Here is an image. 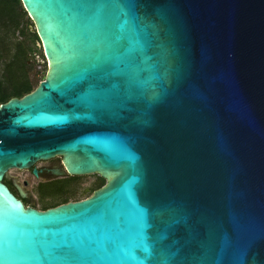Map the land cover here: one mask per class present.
Instances as JSON below:
<instances>
[{
  "label": "water",
  "instance_id": "95a60500",
  "mask_svg": "<svg viewBox=\"0 0 264 264\" xmlns=\"http://www.w3.org/2000/svg\"><path fill=\"white\" fill-rule=\"evenodd\" d=\"M21 3L48 70L0 104V264H264V0ZM55 155L106 184L25 208L4 172Z\"/></svg>",
  "mask_w": 264,
  "mask_h": 264
},
{
  "label": "flooded vegetation",
  "instance_id": "af4514ba",
  "mask_svg": "<svg viewBox=\"0 0 264 264\" xmlns=\"http://www.w3.org/2000/svg\"><path fill=\"white\" fill-rule=\"evenodd\" d=\"M62 158L55 155L36 160L27 168H9L2 183L25 208L38 211L84 200L106 184V179L97 173L70 175ZM64 199L66 202H62ZM56 201L60 202L57 206L47 208Z\"/></svg>",
  "mask_w": 264,
  "mask_h": 264
},
{
  "label": "trees",
  "instance_id": "16d2710c",
  "mask_svg": "<svg viewBox=\"0 0 264 264\" xmlns=\"http://www.w3.org/2000/svg\"><path fill=\"white\" fill-rule=\"evenodd\" d=\"M30 25L33 26L21 0H0V104L22 98L38 86L28 63H38L45 58L38 46L39 38L35 30H30ZM59 203L56 201L47 208Z\"/></svg>",
  "mask_w": 264,
  "mask_h": 264
},
{
  "label": "rangeland",
  "instance_id": "374dc122",
  "mask_svg": "<svg viewBox=\"0 0 264 264\" xmlns=\"http://www.w3.org/2000/svg\"><path fill=\"white\" fill-rule=\"evenodd\" d=\"M31 26V25H30ZM41 48V47H40ZM42 51V49H41ZM43 53V52H42ZM44 56V55H43ZM32 66V71H31V76L34 77V81L37 82V84L39 85V83L42 81L41 79H43L45 76V73L48 70V65L46 60H40L38 61V63H29Z\"/></svg>",
  "mask_w": 264,
  "mask_h": 264
}]
</instances>
